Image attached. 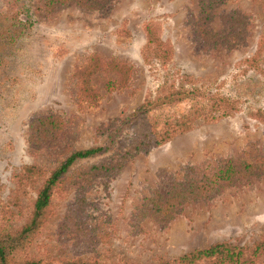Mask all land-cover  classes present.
<instances>
[{
	"label": "rangeland",
	"instance_id": "obj_1",
	"mask_svg": "<svg viewBox=\"0 0 264 264\" xmlns=\"http://www.w3.org/2000/svg\"><path fill=\"white\" fill-rule=\"evenodd\" d=\"M232 11L248 23L245 36L232 47L222 38L199 35V0H106L95 7L70 0L33 14L24 37L8 34L10 50L0 53V231L25 223L38 188L70 152L115 136L109 150L70 166L24 254L55 262L89 257L156 264L220 241L264 245V172L213 190L209 197L189 199L168 219L145 207L154 190L166 197L172 185L209 176L227 159L264 157V0H221L208 28L224 34L222 17ZM24 18L20 14L10 22ZM148 25L172 48L166 65L143 59ZM6 26L1 23L0 36ZM94 55L105 63H125L131 73L126 83L110 89L106 83L117 81L118 74L105 69L92 75V100L81 95L77 70ZM173 77L180 85L207 87L231 98L235 109L216 120H197L190 130L134 155L118 170L83 178L87 166L119 158L135 136L136 122L123 120L145 98L164 92ZM191 103L184 99L160 110L180 115ZM48 115L62 119L59 135L37 138L30 124ZM27 165L41 173L20 187L18 174ZM263 257L264 252L251 263Z\"/></svg>",
	"mask_w": 264,
	"mask_h": 264
},
{
	"label": "trees",
	"instance_id": "obj_2",
	"mask_svg": "<svg viewBox=\"0 0 264 264\" xmlns=\"http://www.w3.org/2000/svg\"><path fill=\"white\" fill-rule=\"evenodd\" d=\"M70 0H0V25L6 22L7 26L1 31L0 53L6 54L10 50L8 34L13 39L24 37L34 23L33 14L48 11L55 6ZM87 7L99 6L106 0H75ZM221 0H199L200 13L197 27L199 35L208 40L221 39L230 47L237 44L246 34L247 19L239 12L232 11L223 15L227 31L224 34L212 31L208 28L210 15ZM20 10V11H19ZM19 11V12H18ZM3 14V15H2ZM23 14L25 18L17 23L10 22ZM146 42L142 49V56L147 63L155 60L161 66L166 65L172 57L171 46L162 40L156 29L148 25L146 28ZM14 31V33H13ZM264 39L260 45H263ZM5 56V55H4ZM247 63L252 62L246 59ZM118 74L117 81L109 79L106 83L108 89L114 86H122L130 76V68L122 62L105 63L96 55L90 57L78 70L79 90L84 98L95 99L96 91L91 85V76L103 70ZM173 77L170 83H166L164 92H158L153 98L147 97L124 120V122H136L134 126L135 136L126 150L115 161H102L87 166L81 175L86 180H91L101 174H108L118 170L134 155L148 151V149L164 144L174 135L184 133L191 129L197 120L204 122L216 120L218 117L229 115L235 109L234 101L219 92H212L206 88L186 87L176 82ZM192 100L190 107L180 115H165L160 109L164 106L172 107L177 102ZM63 121L59 116L48 115L34 120L30 124L33 135L37 138H57ZM114 135L108 136L103 145L74 150L70 152L55 168H53L37 190L32 210L25 223L17 230L0 231V264H118L105 263L92 258H64L59 261L30 258L25 253L33 237L45 222L51 206V197L54 188L62 181L70 166L76 161L102 154L109 150L114 143ZM18 174L20 187L28 182H33L40 175V168L27 165ZM264 172V157L251 160L233 161L227 159L224 164L209 176L192 181L189 185L174 184L164 197L157 190L145 198L147 212L157 217L168 219L178 211L181 205L198 197H209L213 190H220L225 186L247 180L253 175ZM261 248L262 251H257ZM253 249L252 255L247 256L246 251ZM256 252V253H255ZM264 252V245L259 243L256 247L234 245L227 241H220L202 248H195L185 252L172 261L160 259L156 264H257L251 263L254 256ZM140 264V263H122ZM258 264H264V257Z\"/></svg>",
	"mask_w": 264,
	"mask_h": 264
}]
</instances>
